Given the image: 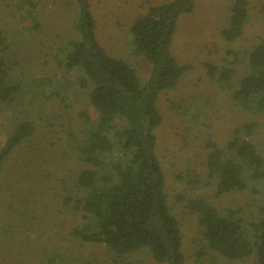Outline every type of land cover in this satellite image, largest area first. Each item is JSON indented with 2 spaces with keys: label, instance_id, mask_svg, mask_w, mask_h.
<instances>
[{
  "label": "rangeland",
  "instance_id": "374dc122",
  "mask_svg": "<svg viewBox=\"0 0 264 264\" xmlns=\"http://www.w3.org/2000/svg\"><path fill=\"white\" fill-rule=\"evenodd\" d=\"M88 1L98 43L109 56L133 67L142 86L150 65L133 54L130 24L148 8L172 0ZM234 1L193 0L192 13L178 17L169 52L187 71L174 89L159 93L156 102L162 120L154 131L155 154L168 207L182 235L185 264H257L254 255L233 262L209 250L196 215L185 208L188 200L203 198L220 213L236 210L250 231L261 220L260 194L247 190L215 197L213 185L204 184L205 143L223 147L244 122L258 124L256 139L264 159V115L244 111L232 91L221 90L204 68L223 67L226 52H234L238 63L230 83L235 88L247 70L243 53L264 36V0H245L248 18L241 38L222 40L220 32L228 25ZM75 14L73 0H0L5 52L15 79L24 81L26 89L18 101L0 104V149L18 123H33L32 136L0 171V264H155L147 250L119 258L104 245L84 243L72 234L82 222L66 199L76 194L74 177L80 166L75 151L89 127L80 114H87L90 122L97 118L87 92L74 85L73 73L56 68L54 61L56 55L63 58V43L76 40ZM193 172L200 186L186 183V175ZM255 186L259 189L260 184Z\"/></svg>",
  "mask_w": 264,
  "mask_h": 264
},
{
  "label": "trees",
  "instance_id": "16d2710c",
  "mask_svg": "<svg viewBox=\"0 0 264 264\" xmlns=\"http://www.w3.org/2000/svg\"><path fill=\"white\" fill-rule=\"evenodd\" d=\"M76 40L59 48L56 68L73 73L74 85L87 92L96 112L76 148L80 168L74 177L76 194L66 202L82 222L72 234L84 243H99L115 257L147 250L155 264H185L182 235L168 207L164 177L155 154V129L161 123L156 108L159 93L172 90L187 71L171 56L169 49L180 15L191 14L193 0H172L148 8L132 20L129 28L133 54L150 65L141 86L136 70L109 56L98 43L95 20L88 0H73ZM227 27L220 32L225 43L241 38L248 18L245 0H235L229 10ZM6 38L0 30V104L9 106L24 96L25 83L15 79L6 55ZM230 58V60H229ZM246 72L232 88L234 52H226L221 68L204 64L208 78L221 90L232 91L233 100L249 114L264 115V36L243 53ZM49 80V79H48ZM258 124L244 122L235 127L219 147L205 143L204 184H212L214 196L250 190L260 194L261 220L252 231L233 209L220 213L203 198L190 199L185 208L196 215L205 246L222 258L242 262L254 255L264 264V159L258 150ZM33 134V123H18L0 149V171L4 161ZM180 179H185L180 177ZM189 186L202 181L194 172L186 175ZM259 183V189L255 184Z\"/></svg>",
  "mask_w": 264,
  "mask_h": 264
}]
</instances>
